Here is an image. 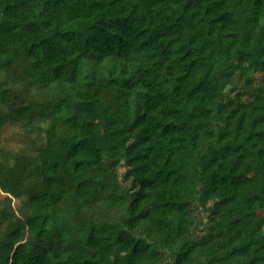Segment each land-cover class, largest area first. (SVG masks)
I'll use <instances>...</instances> for the list:
<instances>
[{
	"label": "trees",
	"instance_id": "16d2710c",
	"mask_svg": "<svg viewBox=\"0 0 264 264\" xmlns=\"http://www.w3.org/2000/svg\"><path fill=\"white\" fill-rule=\"evenodd\" d=\"M0 264H264V0H0Z\"/></svg>",
	"mask_w": 264,
	"mask_h": 264
},
{
	"label": "rangeland",
	"instance_id": "374dc122",
	"mask_svg": "<svg viewBox=\"0 0 264 264\" xmlns=\"http://www.w3.org/2000/svg\"><path fill=\"white\" fill-rule=\"evenodd\" d=\"M20 134H18L16 131L13 129H6L4 136L0 139V149L1 146H9L11 144H17L20 138Z\"/></svg>",
	"mask_w": 264,
	"mask_h": 264
}]
</instances>
